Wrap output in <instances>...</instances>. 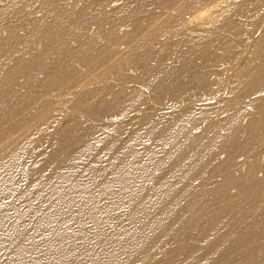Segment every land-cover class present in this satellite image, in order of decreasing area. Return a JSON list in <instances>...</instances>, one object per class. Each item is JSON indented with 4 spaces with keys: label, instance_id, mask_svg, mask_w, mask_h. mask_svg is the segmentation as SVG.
Segmentation results:
<instances>
[{
    "label": "bare ground",
    "instance_id": "obj_1",
    "mask_svg": "<svg viewBox=\"0 0 264 264\" xmlns=\"http://www.w3.org/2000/svg\"><path fill=\"white\" fill-rule=\"evenodd\" d=\"M0 264H264V0H0Z\"/></svg>",
    "mask_w": 264,
    "mask_h": 264
},
{
    "label": "rangeland",
    "instance_id": "obj_2",
    "mask_svg": "<svg viewBox=\"0 0 264 264\" xmlns=\"http://www.w3.org/2000/svg\"><path fill=\"white\" fill-rule=\"evenodd\" d=\"M38 3H40V2H37V4ZM53 6H54V9L52 11L54 13H53V15L48 16V19L51 21L52 27L55 28V27L59 26V22L55 19L56 17H60V13L58 11H59V9L60 10L61 9H64L66 7V4H64L62 2H59L57 5H53ZM71 8H73V7H70V9ZM159 9H160V1L157 4L156 11H159ZM63 11L67 12V10H63ZM112 16H113V13L112 12L107 15V17H109V18H112ZM57 87H59L61 89L60 85H57ZM149 105H150V103L148 102L146 105H141V106H142V108H144V107H147ZM67 107L70 108V109H73V105L67 104L65 102H62L60 104H56L54 113L56 114L58 111H63L64 112ZM142 111L145 112L146 110H142ZM37 112L38 113H42L43 110H41L39 108L37 110ZM139 112H134V113L130 114L128 117L125 118V120L129 121L130 119L135 118V115H138ZM83 114H84L83 111H77L75 113H72V116L73 115H83ZM66 121H67V119L61 120V124L63 122H66ZM44 122H45V120L44 119H41V118L39 120H33V123L35 124V126H38L39 124H43ZM116 127H117L116 125H114V124L112 125V128H116ZM66 130H68V131H66L65 133L69 132V127H67ZM115 130H118V129H115ZM135 131H140V130H135ZM44 132L45 133H42L41 135H39L40 132L30 133L29 135H27L26 140L30 144L31 143L33 144V149H35L36 146H38V145H40V144L48 141L49 144H50V148L52 149V151H53V149L55 151H57V154H58L57 156H61L62 153L65 154V150L63 149L64 143L63 142H59V140H58L59 134L56 131V128L55 127H48ZM38 140H43V141L41 143H39ZM141 143H143V142H141ZM89 151L94 154V152H92L91 150H89ZM48 154H50V153H47V155L45 157L42 156V157L38 158V160L40 161L39 162L40 164L41 163H44V162L46 163V161L48 160V158H47ZM93 156L94 157L92 158V161H94V164H96L97 165V168L100 170L101 168H103V164H101V162H103V163L106 162V159L109 156H111V154H108L107 152H104V154H102L101 156L98 155V154L97 155H93ZM25 159H26V157L23 158L24 161H25ZM24 161H21V162H24ZM16 169L17 168H14L12 164L3 162L2 172H9L7 187H10V188L11 187H15L16 184L19 181H21V184L24 181V178L22 176L23 175L22 173L18 172L16 174H13ZM27 181H28V185H29V180H27ZM14 192H15V190L13 192H11V193H14ZM9 200L10 201L12 200V194L6 193L5 194L4 201L6 202V201H9ZM4 201L1 203L2 205L5 203Z\"/></svg>",
    "mask_w": 264,
    "mask_h": 264
}]
</instances>
